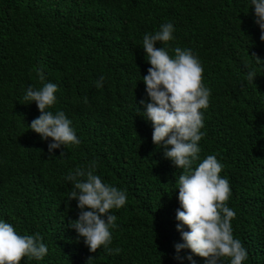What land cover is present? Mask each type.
I'll return each mask as SVG.
<instances>
[{
  "label": "trees",
  "instance_id": "1",
  "mask_svg": "<svg viewBox=\"0 0 264 264\" xmlns=\"http://www.w3.org/2000/svg\"><path fill=\"white\" fill-rule=\"evenodd\" d=\"M165 23L174 39L156 47L172 56L177 46L190 49L211 89L193 169L208 155L224 165L234 238L248 252L243 264H264V61L252 56L264 60V41L251 0H0V220L20 235L39 233L49 249L20 264H206L175 247L184 243L176 219L184 170L152 142L140 104L151 102L143 37ZM252 70L254 83L246 79ZM47 82L58 85L48 110L63 111L81 141L51 153L52 138L28 126L40 115L36 102L24 101L28 87ZM93 160L103 182L127 192V203L111 210L118 226L109 247L119 254L90 252L69 226L80 209L67 199L65 177Z\"/></svg>",
  "mask_w": 264,
  "mask_h": 264
},
{
  "label": "clouds",
  "instance_id": "2",
  "mask_svg": "<svg viewBox=\"0 0 264 264\" xmlns=\"http://www.w3.org/2000/svg\"><path fill=\"white\" fill-rule=\"evenodd\" d=\"M251 5H254L256 23L262 29L260 39L264 41V0H251ZM173 32V24L165 23L154 34L143 37L142 47L151 67L142 80L151 102L141 100L140 104H145L142 115L151 121L154 129L152 142L163 147L165 157L184 170L176 181L180 203L177 228L184 243L175 247L177 251L190 249L192 254L205 258L206 264H219L221 259L229 260L230 264H243L248 252L241 240L234 238L231 221L236 213L227 204L232 193L229 180L220 175L224 165L215 155H208L193 169L201 151L198 142L205 135L201 131L204 127L201 110L209 107L211 96V89L203 82L201 61L187 48L175 47L172 56L165 47H156L157 42L166 45L173 40ZM252 56L257 63L264 61L255 53ZM34 70L43 82V70ZM256 76L252 70L246 79L254 83ZM103 80L101 76L95 82L96 87H102ZM57 91L56 83L47 82L39 89L28 87L24 96L27 103L35 101L40 111L28 126L44 140L52 138L53 142L48 145L50 153L62 145L81 143L66 114L48 110L56 103ZM96 169L97 162L93 160L65 177L72 182L67 199H76L80 209L78 219L71 220L69 226L84 238L90 252L95 253L103 246L109 254H119L120 248L109 247L113 239L111 230L118 226L117 216L111 210L127 203V192L103 182L95 174ZM184 226L189 230L183 231ZM48 251L39 233L20 235L12 224L0 220V264H20L24 257L41 260ZM187 258L192 260L191 255Z\"/></svg>",
  "mask_w": 264,
  "mask_h": 264
}]
</instances>
